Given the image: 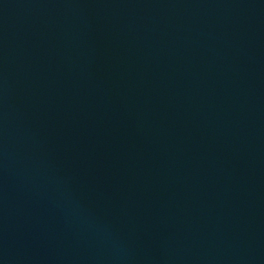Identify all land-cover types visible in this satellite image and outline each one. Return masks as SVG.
Returning a JSON list of instances; mask_svg holds the SVG:
<instances>
[{
    "label": "water",
    "instance_id": "1",
    "mask_svg": "<svg viewBox=\"0 0 264 264\" xmlns=\"http://www.w3.org/2000/svg\"><path fill=\"white\" fill-rule=\"evenodd\" d=\"M0 264H264V0H0Z\"/></svg>",
    "mask_w": 264,
    "mask_h": 264
}]
</instances>
